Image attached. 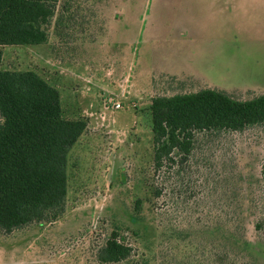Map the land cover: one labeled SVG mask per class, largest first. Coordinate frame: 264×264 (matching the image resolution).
Here are the masks:
<instances>
[{
	"label": "rangeland",
	"instance_id": "1",
	"mask_svg": "<svg viewBox=\"0 0 264 264\" xmlns=\"http://www.w3.org/2000/svg\"><path fill=\"white\" fill-rule=\"evenodd\" d=\"M69 2V28L0 46L3 69L34 71L58 90L64 117L87 121L67 154L63 215L0 234V264H101L113 229L144 264H195L198 222H242L264 264V124L199 140L177 176L152 168L149 109L154 96L203 87L264 93V0Z\"/></svg>",
	"mask_w": 264,
	"mask_h": 264
},
{
	"label": "trees",
	"instance_id": "2",
	"mask_svg": "<svg viewBox=\"0 0 264 264\" xmlns=\"http://www.w3.org/2000/svg\"><path fill=\"white\" fill-rule=\"evenodd\" d=\"M69 1L0 0V46L45 43L51 26L55 32L69 28L63 24L71 19ZM1 63L0 50V234L7 235L63 215L67 154L87 121L64 117L58 90L40 75L3 69ZM149 109L152 168H173L179 176L199 140L264 124V93L236 99L203 87L154 96ZM260 175L264 182V161ZM158 195L155 189L153 196ZM135 204L138 209L140 199ZM233 223L223 230L201 222L195 225V264H257L259 252L249 249L242 222ZM261 225L254 224L256 229ZM143 255L118 229L103 238L95 253L101 264H144Z\"/></svg>",
	"mask_w": 264,
	"mask_h": 264
},
{
	"label": "built area",
	"instance_id": "3",
	"mask_svg": "<svg viewBox=\"0 0 264 264\" xmlns=\"http://www.w3.org/2000/svg\"><path fill=\"white\" fill-rule=\"evenodd\" d=\"M116 106H119V104H118V105H116Z\"/></svg>",
	"mask_w": 264,
	"mask_h": 264
}]
</instances>
